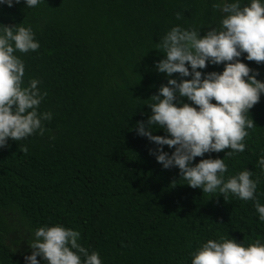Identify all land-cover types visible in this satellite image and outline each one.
<instances>
[{"label":"trees","instance_id":"1","mask_svg":"<svg viewBox=\"0 0 264 264\" xmlns=\"http://www.w3.org/2000/svg\"><path fill=\"white\" fill-rule=\"evenodd\" d=\"M220 2L40 0L25 8L21 0L10 8L0 5V25L30 27L39 42L35 51L13 54L24 64L21 87L39 81L38 114L52 113L42 120V134L9 139L0 148V264H25L33 231L45 225L78 231V243L96 251L102 264H191L202 243L221 237L244 246L257 239L264 243V222L253 200L228 193L224 201L218 191L187 186L177 168L163 169L149 155L156 145L133 129L150 114V97L167 83L154 68L164 54L157 46L160 38L176 25L200 35L218 29L223 13L213 5ZM244 55L241 62L264 82V62L246 61ZM222 70L223 63L198 69ZM172 77L181 79L178 73ZM244 115L254 126L247 129L243 152L205 153L193 164L209 156L224 158L225 180L251 171L255 200L264 204V172L257 164L264 156V94ZM153 131L165 135L156 126ZM163 150L172 151L166 145Z\"/></svg>","mask_w":264,"mask_h":264},{"label":"clouds","instance_id":"2","mask_svg":"<svg viewBox=\"0 0 264 264\" xmlns=\"http://www.w3.org/2000/svg\"><path fill=\"white\" fill-rule=\"evenodd\" d=\"M39 2L23 0L25 8ZM19 3L21 0H0V5L9 8ZM213 7L223 13L218 29L212 27L200 35L198 30L176 25L160 38L157 46L164 54L154 61V68L165 74L167 83L150 97V114L136 121L133 129L156 145L154 150L149 149V155L163 169L177 168L179 179L187 186L202 193L218 191L224 201L228 193L253 200L258 220L264 222V204L255 200L257 181L250 178L251 171L243 169L225 180L224 158L209 156L193 164L195 157L205 153L227 149L224 157H231L243 152L247 129L254 126L244 114L264 94V82L256 78L259 73L239 59L246 53L244 60L264 62V0H247L243 5L241 0H221ZM38 48L30 27L0 25V148L6 147L9 139L19 141L37 130L42 134V120L52 117L51 112H37L43 98L37 79L21 87L24 64L13 54L14 50L25 53ZM206 63H223V70L198 71ZM173 73L181 79L173 78ZM153 126L165 135H153ZM165 145L172 149L170 153L163 150ZM257 164L264 172V156L257 158ZM32 237L28 243L31 254L23 257L25 264H39L38 256L46 264H102L96 251L89 253L78 243L80 233L71 228L45 225L36 228ZM191 256V264H264V243L257 239L244 246L234 238L209 239Z\"/></svg>","mask_w":264,"mask_h":264}]
</instances>
